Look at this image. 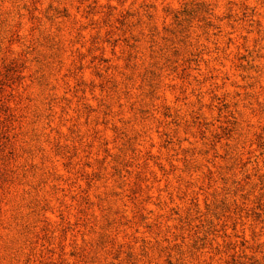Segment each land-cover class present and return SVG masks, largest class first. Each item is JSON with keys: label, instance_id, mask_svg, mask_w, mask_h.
<instances>
[{"label": "rangeland", "instance_id": "rangeland-1", "mask_svg": "<svg viewBox=\"0 0 264 264\" xmlns=\"http://www.w3.org/2000/svg\"><path fill=\"white\" fill-rule=\"evenodd\" d=\"M0 264H264V0H0Z\"/></svg>", "mask_w": 264, "mask_h": 264}]
</instances>
